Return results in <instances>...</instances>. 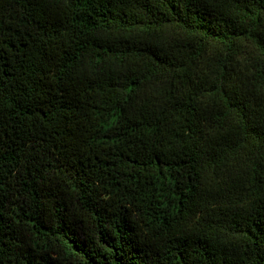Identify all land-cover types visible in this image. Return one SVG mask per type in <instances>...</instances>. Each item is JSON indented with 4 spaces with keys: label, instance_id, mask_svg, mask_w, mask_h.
Masks as SVG:
<instances>
[{
    "label": "trees",
    "instance_id": "obj_1",
    "mask_svg": "<svg viewBox=\"0 0 264 264\" xmlns=\"http://www.w3.org/2000/svg\"><path fill=\"white\" fill-rule=\"evenodd\" d=\"M0 264H264V0H0Z\"/></svg>",
    "mask_w": 264,
    "mask_h": 264
}]
</instances>
